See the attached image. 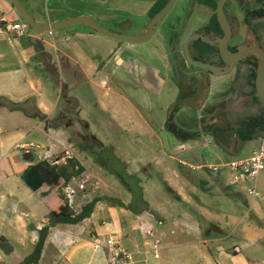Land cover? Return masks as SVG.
<instances>
[{
	"label": "crops",
	"instance_id": "1",
	"mask_svg": "<svg viewBox=\"0 0 264 264\" xmlns=\"http://www.w3.org/2000/svg\"><path fill=\"white\" fill-rule=\"evenodd\" d=\"M82 14L84 13H80ZM69 16L73 15L38 21H55ZM2 18L20 20L8 0H0V19ZM61 29L41 35L27 30L24 36L0 32V97L4 101L19 104L23 100L33 101L32 110L28 109L26 112L23 107L21 110H10L5 105L0 106V239H4L12 248L8 253L0 248V264H111L105 240L112 235L118 237L125 250L132 254V260L124 264H264V223L261 221L263 214L257 205L254 202L247 203V210L241 214L221 218L207 217V211H200L193 205L192 199H200L194 196L188 182L173 168L165 166L164 160L157 153L154 154V161L163 166L167 173H162L164 189L168 195L162 196L164 203L157 199L147 201L143 190L142 197L147 207L137 208V211L109 204L103 199L105 196L117 197L126 203L124 199L108 193L109 186L95 170L87 168L75 157L65 130L55 126L48 127L44 122L54 111L42 101L46 98L38 100L41 94L36 96L29 93L41 92L44 86L42 77L32 65V57L39 53L41 61L51 70L46 68L48 73L53 71L61 79L64 77L68 89H83L85 85L90 89L92 85L100 92L96 98H100L102 110L107 111L111 122L120 127L121 131H137L138 137L151 136L149 133H153V130L140 114L135 101L116 87L106 85L108 75L103 72V68L113 62L115 69L140 78L142 88H152L154 79L165 78L166 74L157 65H149L141 60L136 53L140 44L106 38L84 25ZM112 30L127 34H141L144 31L142 27H138L136 32H132L123 26H116ZM72 36L86 39L89 49H84L78 44L79 41L71 42ZM104 49V56L97 59L96 52L101 53ZM165 55L167 57L164 52L162 56ZM178 69L183 72L182 77V72L173 77L179 90L178 96L189 87V97L195 98L196 89L189 85L190 79L186 76L192 70L183 66ZM189 74L194 77L195 71ZM116 81L122 82L120 79ZM110 97L119 101L121 110L129 118H119L118 110L114 106L104 105L102 99ZM69 101L68 99L66 102ZM37 119L38 125L45 123V133L50 135L49 139L54 137L43 158L48 159L67 150L83 167L84 175L97 177V180L89 178V190L81 192L86 203L93 198L96 201L89 214L78 222L50 225L49 213L58 210L63 203L59 196L61 190L59 186L47 184L36 188V176L27 172L41 156L39 154L34 160L30 152L33 160L23 157V153L27 152V148L23 147L28 143L25 142L26 134L21 130L31 120ZM173 136L183 141L181 135L173 133ZM258 143L259 140L255 141L248 156ZM234 152L235 150L227 154L232 156ZM185 164L187 163L184 161L179 163L180 173L187 177L194 188L195 184L190 179L194 176L186 170ZM93 188L101 191L97 192ZM80 209H75V212ZM200 219L217 221L216 225L221 232H210V225L203 227ZM224 225L227 230L223 228ZM43 229L45 237L41 242ZM156 240H159L157 244ZM154 250L157 257L154 256Z\"/></svg>",
	"mask_w": 264,
	"mask_h": 264
},
{
	"label": "rangeland",
	"instance_id": "2",
	"mask_svg": "<svg viewBox=\"0 0 264 264\" xmlns=\"http://www.w3.org/2000/svg\"><path fill=\"white\" fill-rule=\"evenodd\" d=\"M20 1L36 20L85 13L105 27H114V23L120 24L125 19L134 20L139 25H129L127 28L136 32V28L147 23V17L145 18L144 14L155 0H80L78 4L77 0H65L67 4H58V0ZM187 1L189 0H177L160 21L159 27L151 39L137 47L136 53L141 57V60L149 65L152 63L160 67L166 74L165 78L157 77L152 82V88H142L140 78L115 69L113 62H109L103 68V72L107 73L109 80L106 85L116 87L138 104L140 114L153 130V133H149L151 136L138 137L137 131H121L120 127L111 122L107 111L102 110V102L100 98H96L100 92L92 85L90 89L87 85L83 89H68L64 77L61 79L53 71L51 74L48 73L47 70L50 68L41 61L39 53H36L31 60L35 71L42 77L44 86L41 92L29 93L36 96L41 94L38 96V100L46 98L42 101L54 113L44 122L48 124V127H60L66 131L67 141L71 144L75 157L87 168L95 170L102 181L109 186L108 193L125 200V208L137 211V207H141L134 201L138 191L136 190L137 185L140 186L141 192L143 190V196L147 201L157 199L163 202L162 196L168 197L162 181V173L166 175L167 173L163 170V166L155 163L154 154L157 153L164 160L165 166L173 168L182 179L188 182L194 196L200 199V201L192 199L193 205L200 211H207V217L218 216L221 218L227 215L241 214L247 210V203L254 202L263 214L261 221L264 223V170L260 171L256 180L249 179L236 184L231 183L232 178L227 169L211 175L207 170V168L223 164L231 158L247 157L255 141H258L263 134H257L255 139L242 143L234 136V122L238 118L257 114L264 108L260 102L252 100L253 86L246 81L247 73L243 72V65L239 64L233 72L220 76L191 68L192 71L186 75L195 71L196 81H194L195 83L191 82L190 86L196 89V96L195 98L189 97L191 90L188 87L184 92H180V108L178 105L172 106L179 98V90L172 77L174 74L170 59L166 55L162 56L170 48L165 23L181 13ZM236 1L239 4L237 15L241 25L238 32L243 34L249 27L250 34H244L245 43H259L264 47V17H251L249 26L242 22L243 11L249 12V10L258 8L259 3L257 0ZM14 14L17 15L15 12ZM188 14L184 35L202 26L206 19L213 14V9L194 2L190 5ZM252 25H256L257 28L254 29ZM72 41H79L78 44L82 45L84 49H89L88 42L84 38L72 36ZM91 47L93 48V46ZM50 51H53L51 47ZM96 53L97 59H100L104 56L105 49L101 53L99 51ZM116 79H120L122 82L119 83ZM27 80L29 81L28 78ZM68 99L69 103L66 102ZM102 101L104 105L114 106L118 110L119 118L130 117H127L121 110V104L116 98L110 97L102 99ZM31 102H33L31 99L22 101L21 107L25 112L28 109L32 110ZM178 102L180 101L178 100ZM127 113L129 114V112ZM170 116H172L170 122L174 123L178 132L181 131L183 141L177 140L169 129L170 124L168 125L167 121ZM180 119L186 122L185 126L182 125ZM210 122L220 123L219 128L220 126L223 129L226 128V131L215 135L219 142L227 143L228 153L235 150L232 156H229L227 152L224 153L217 144L218 142L215 141L216 139L214 140L210 136L209 128L206 125ZM21 131L26 134L27 152H32L34 160L39 154L40 160H44L46 157L43 158V154L54 139L53 136L49 139L50 135H46L45 123L38 125V119L31 120ZM30 143L32 144L30 145ZM239 146L240 148H238ZM62 154L63 152H59L58 155ZM181 161L201 167L189 169L185 165L186 170L195 177H190L195 184L194 188L187 177L185 178L180 173L179 163ZM82 178L86 180L84 191L90 188L89 178L97 180V177H87L86 174ZM198 180L207 182V187H205L206 183L203 185L204 190L197 187ZM251 187H255L256 195L248 194V188ZM95 190L101 191L98 188ZM85 200V197L79 192L75 201V209L79 210L80 206L87 202ZM92 200H96V198ZM216 222L215 220L200 219L203 227L218 224ZM223 228L227 230L225 225ZM213 235L216 234L213 233Z\"/></svg>",
	"mask_w": 264,
	"mask_h": 264
},
{
	"label": "water",
	"instance_id": "3",
	"mask_svg": "<svg viewBox=\"0 0 264 264\" xmlns=\"http://www.w3.org/2000/svg\"><path fill=\"white\" fill-rule=\"evenodd\" d=\"M176 1L177 0H168L165 5L150 18L145 32L141 34H127L108 29L97 23L88 15H78L55 21L40 22L34 18L20 0H8L19 19L35 34L41 35L45 32H52L72 25H84L101 35L129 44H142L148 42L155 30L159 27L160 21L166 16ZM225 1L226 0H217L216 4V19L224 33L223 38L217 39V45L225 65L220 66L192 58L189 53V43L192 41L200 39L204 43L215 44V42H210L207 36L201 34H194L185 39L183 43V57L187 65L220 76L230 72L233 66L247 55L256 56L257 61L253 86L255 96L264 107V48L255 44H244L239 46L234 52L227 49L226 41L229 37V27L223 13ZM23 157L26 160H33L30 152L23 153ZM204 184L205 183L200 181V189L204 190ZM211 230L218 233L221 232V229L216 224H210V231Z\"/></svg>",
	"mask_w": 264,
	"mask_h": 264
},
{
	"label": "trees",
	"instance_id": "4",
	"mask_svg": "<svg viewBox=\"0 0 264 264\" xmlns=\"http://www.w3.org/2000/svg\"><path fill=\"white\" fill-rule=\"evenodd\" d=\"M168 0H155L151 7L148 10V15L151 17L153 16L156 12H158L167 2ZM199 3H207L209 6L214 8L215 3L214 0H211V3L206 2L205 0H196ZM259 3L258 8H254L252 10H249L250 16L252 18H261L264 17V0H257ZM11 5V4H10ZM12 6V5H11ZM13 8V7H12ZM15 12V11H14ZM16 13V12H15ZM19 18V17H18ZM211 22L217 26V21L215 15L211 17ZM25 24V23H24ZM253 28H257L256 25H252ZM27 30L33 33L28 27ZM203 47H206L204 44H201ZM202 60L205 62L207 59H198ZM253 67L256 66V62H253ZM252 77H254V70L252 72ZM250 83V82H249ZM253 86V82L250 83ZM252 94H254V89L252 90ZM180 98V97H179ZM177 99L180 101V99ZM3 98L0 97V106H7L10 110H21V104L19 103H13L8 100H2ZM252 100L254 102H259L258 98L253 95ZM178 102V101H177ZM174 105H178V108H180V103L178 102ZM41 118H45V116H41ZM172 120V116L169 117V120L167 121V124H170L169 129L174 133L175 135H181V131H177L176 126L174 123L170 122ZM182 125L185 126L184 121H181ZM218 125H221L220 123H211L209 126L207 125V128H209V134L215 141L216 143L221 147V149L226 153L227 150V143H221L219 142L217 138V133L222 130L221 126L220 128ZM263 133L264 134V108L257 114H252V115H246L243 116L237 121L234 122V136L236 139H238L240 142H245V141H250L252 139H255L257 134ZM216 134V135H215ZM262 134V135H263ZM194 135V134H193ZM59 157V155L51 157L49 159H44V160H39L33 163L27 170L29 174H34L37 178V187L41 186L42 184H47L49 186H59V189L61 190L59 192L60 198H62L63 203L60 205L58 210L56 211H51L49 213V223L50 225L54 223H75L80 220H82L84 217H86L90 210L93 208L95 201L92 200L88 203H86L79 212H74L68 205L67 200L65 199L63 192H62V187L74 176H78L82 171L83 167L78 163V161L73 158V157H68L65 162H55V160ZM219 173V172H218ZM35 188V189H36ZM137 195L135 194L134 201L136 203H139V208H146L147 205L145 201L142 198V192L140 186L137 185ZM107 203L121 206V207H126V205L117 197H104L103 198ZM136 206V205H135ZM137 207V206H136ZM138 208V207H137ZM41 234V242L43 241L45 237V229H43ZM0 248L4 252H9L11 251V246L6 243L4 239H0ZM40 247L37 251V255H39Z\"/></svg>",
	"mask_w": 264,
	"mask_h": 264
},
{
	"label": "flooded vegetation",
	"instance_id": "5",
	"mask_svg": "<svg viewBox=\"0 0 264 264\" xmlns=\"http://www.w3.org/2000/svg\"><path fill=\"white\" fill-rule=\"evenodd\" d=\"M205 1L208 3H211V0H205ZM79 2H80V0H77L76 3L78 4ZM194 2L199 3L196 0L187 1V3L184 5L183 9L181 10V13L175 15L172 19L168 20L165 23V27H166L167 35H168L167 37H168V41L170 43V48L167 52V57H169V59H170L172 72L174 74L172 77H174V78L176 77L177 73L182 72L181 69H178L181 66L187 68L188 70H191V68H194V67L187 65V63L183 57V45H182V42L184 43V41L187 37H190L194 34H201L203 36H207L208 40L210 42H215V44L204 43L200 39H196V40L192 41L191 43H189V53L192 56V58L193 59L204 58V59H207V61H209V63L220 65V66L225 65V63L223 62V60L220 56L219 48L217 45L218 44L217 39L223 38L224 33H223V30H222V28L218 22H217V26L211 22V17L213 15H215V17H216L217 0H214L215 6H214V8H212L213 14L208 19H206L204 24L202 26L192 30L190 33L184 35V29L186 27V22L188 21V16H189L188 9H189L190 5H192ZM62 3L67 4L65 0H62V1L58 0V4H62ZM199 4L209 6L207 3H199ZM238 6H239V4L236 0H226L224 5H223L224 17H225L226 22H227L228 27H229V37L227 38V41H226V47L228 50L233 51V52L236 51V49L239 46L244 45V44H248V43H245L244 37L246 34L247 35L250 34L249 27H247V29L245 30V32L243 34H240L238 32V30L241 28V25L238 22V15H237V11L239 9ZM209 7H211V6H209ZM97 9H101V8H97ZM148 10L144 14L145 18L147 17V23L144 26H141L144 29L143 32L146 31L148 22H149L150 18L152 17V16L150 17L148 15ZM78 15H80V13L76 14V15L74 14L73 16H78ZM82 15H86V14L84 13ZM250 18H251L250 13L243 11L242 22L244 25L249 26V23H250L249 19ZM93 20H95V19H93ZM216 21H217V19H216ZM96 22L98 23V21H96ZM99 24L101 25V23H99ZM134 24L136 26L139 25V23L138 22L135 23L134 20L125 19V20H122L120 24L114 23L113 26L116 27V26H123L124 25L123 27H128L129 25H134ZM102 26L105 27V25H102ZM114 27H112V26L107 27L106 26V28L111 29V30L114 29ZM201 44H204L206 47H203ZM255 45L262 47L259 43H256ZM262 48H264V47H262ZM256 61H257L256 56L247 55L245 58L238 61L233 66L232 70L226 74L233 72L235 70V68L239 64H241V65H243V69H242L243 72H245V74L247 73L246 81L250 82V83L253 82V84H254L255 67L256 66L253 67L252 63L256 62ZM177 63H178V65H176ZM253 70H254V77H252ZM182 75H183V72L181 73V76ZM186 76L188 79H190L189 85H191V82L193 83V81H196L195 76L192 77L190 74H188ZM253 89H254V86H253ZM248 95H250V94H248ZM252 95H255V92ZM207 113L210 114V112H207ZM209 124L210 123H207L206 125L209 126ZM226 126H228V125H226ZM223 131H226V128H224V129L222 128V130L219 131V133H221ZM216 133L218 134V132H216ZM209 173L211 175L212 172L209 171ZM202 182L206 183L205 187H207V182L205 180ZM197 187L200 188V180L197 181ZM209 230H210V228H209Z\"/></svg>",
	"mask_w": 264,
	"mask_h": 264
},
{
	"label": "built area",
	"instance_id": "6",
	"mask_svg": "<svg viewBox=\"0 0 264 264\" xmlns=\"http://www.w3.org/2000/svg\"><path fill=\"white\" fill-rule=\"evenodd\" d=\"M27 31V26L21 20L14 21L5 18L0 19V32L11 33L15 36H24ZM27 148V146L23 147ZM71 157L67 150L63 151V154L59 156L55 162H65V160ZM49 159V158H48ZM189 169H198L200 166H194L191 164H185ZM212 173H218L222 170H229L233 184L245 182L249 179L256 180L260 171L264 169V134L259 138L257 147L253 150L250 156L245 158H232L227 162L219 165H213L207 168ZM83 171L78 175L72 177L63 187L62 192L67 200L69 207L75 212V201L77 194L83 192L86 188L85 182L82 177ZM249 195H256L255 187L248 188ZM77 213V212H76ZM150 234V232H148ZM159 240H156V244ZM106 248L110 253L111 264H124L132 260V254L129 253L121 245L118 237L112 235L105 240ZM156 247V245H154ZM154 256H158L156 250H154Z\"/></svg>",
	"mask_w": 264,
	"mask_h": 264
}]
</instances>
